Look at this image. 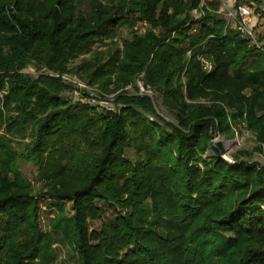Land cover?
<instances>
[{
	"label": "trees",
	"instance_id": "1",
	"mask_svg": "<svg viewBox=\"0 0 264 264\" xmlns=\"http://www.w3.org/2000/svg\"><path fill=\"white\" fill-rule=\"evenodd\" d=\"M202 3L0 0V264L56 261L42 197L72 201L53 227L77 264H264V165L247 150L204 157L217 134L242 130L264 156V41L251 45L218 1ZM135 16L144 34L113 42ZM97 41L108 50L69 67ZM33 62L57 75H30ZM64 74L120 91L121 107L80 99L89 94ZM141 75L170 120L138 93ZM97 202L118 210L99 231L89 228L102 219Z\"/></svg>",
	"mask_w": 264,
	"mask_h": 264
},
{
	"label": "rangeland",
	"instance_id": "2",
	"mask_svg": "<svg viewBox=\"0 0 264 264\" xmlns=\"http://www.w3.org/2000/svg\"><path fill=\"white\" fill-rule=\"evenodd\" d=\"M87 1V0H86ZM211 0H202V4H205ZM220 3L219 5V12L222 13L223 16H225V12L228 10L229 6L228 3L225 0H215ZM264 3V0H247L248 4H251L254 11V19H255V29L258 38L261 39V41H264V13L260 12L263 8L258 6L259 3ZM258 9V11H257ZM129 11V10H127ZM130 12L127 13L129 15ZM191 15L195 19H199L202 15L201 11L199 10H193L191 12ZM134 18V22L132 24L131 28L128 27H121L117 31L116 37L113 39V42L119 43L122 47V40L129 37L130 33H137L138 35L144 34L145 30L149 27V24L143 20H140L138 18ZM233 20H230V25L233 27ZM109 41H97L93 44L91 48V53H86L83 55H80L78 58H76L73 62L69 63V67L74 66L76 63L81 61L82 59H90L92 56V52L94 51H106L108 50ZM255 56H251L248 61L245 63L247 65ZM32 67H30L27 71L32 76H36L38 71L45 72L49 75H57L48 70L44 66H39L36 70L35 63L33 62ZM68 74H64L66 79H64L67 83H71L74 86H76L79 90H86V92L89 94L86 98H80L85 100L87 103L91 105H96L101 108H106L109 110L114 111L115 109H118L121 107V104L114 102V98L116 95L120 92L117 91L116 93L106 94L104 91H102L98 86L93 85L90 86L87 84L86 81L82 80L79 76L76 78H70V76H67ZM136 87H138V93L141 95H148L153 99V103L155 105L156 111L158 114L162 117H164L166 120H170L171 117L165 110L162 100L159 96V94L152 89L148 85H145L142 81V75L136 79L135 82ZM125 89H128L132 92L135 91V87L129 86ZM137 91V90H136ZM68 99H71L72 101H77L80 97L78 95V92H65L63 94ZM222 141L224 144V147L226 148V152L224 153V158L228 161H232L231 156L236 154L240 150H247L249 153H251V160L257 161L258 163L264 165V156L258 152L253 151V148L255 146L254 140L252 136L246 131L242 130L240 132H235L233 136H225L217 134L216 137L213 139V145L216 144V142ZM215 156L213 151H208L205 158L209 159L210 157ZM246 157H244L245 159ZM23 173L24 175L30 179L33 180L35 176V169L31 164H28L23 167ZM39 214H40V225L43 231L50 234L53 244L52 249L54 253L56 254V261L53 264H77V255L72 249V247L68 244L66 241L63 233L60 230L54 229L53 225L54 223L61 217V215L71 216L73 213L71 204L72 201L69 199H62V200H55L49 197H42L39 198ZM97 206L100 207L101 213H102V219L99 221H90L89 222V228L90 230H100L102 222H106L109 224L114 223L116 219V215L118 213V210L114 206H108L104 205L102 202H97Z\"/></svg>",
	"mask_w": 264,
	"mask_h": 264
},
{
	"label": "built area",
	"instance_id": "3",
	"mask_svg": "<svg viewBox=\"0 0 264 264\" xmlns=\"http://www.w3.org/2000/svg\"><path fill=\"white\" fill-rule=\"evenodd\" d=\"M228 3V10L225 12V18L230 25V20H233V28L239 33V35L250 42L251 45L260 47L261 44L258 40V36L255 29L254 11L255 9L251 4L242 3L238 4L237 0H225ZM201 17V15H199ZM208 70L211 69L209 63L204 62ZM66 79L65 76H63Z\"/></svg>",
	"mask_w": 264,
	"mask_h": 264
},
{
	"label": "water",
	"instance_id": "4",
	"mask_svg": "<svg viewBox=\"0 0 264 264\" xmlns=\"http://www.w3.org/2000/svg\"><path fill=\"white\" fill-rule=\"evenodd\" d=\"M211 151L214 152L216 157H220L224 155V153L226 152V148L224 147V144L222 141H218L216 142V144L211 146Z\"/></svg>",
	"mask_w": 264,
	"mask_h": 264
},
{
	"label": "crops",
	"instance_id": "5",
	"mask_svg": "<svg viewBox=\"0 0 264 264\" xmlns=\"http://www.w3.org/2000/svg\"><path fill=\"white\" fill-rule=\"evenodd\" d=\"M262 4H264V3H262ZM262 4H261V5H262ZM260 7H262V6H260ZM262 8H263V7H262Z\"/></svg>",
	"mask_w": 264,
	"mask_h": 264
}]
</instances>
